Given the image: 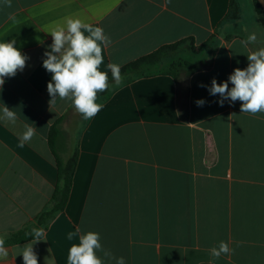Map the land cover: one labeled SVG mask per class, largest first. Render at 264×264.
Returning <instances> with one entry per match:
<instances>
[{
  "label": "crops",
  "instance_id": "crops-1",
  "mask_svg": "<svg viewBox=\"0 0 264 264\" xmlns=\"http://www.w3.org/2000/svg\"><path fill=\"white\" fill-rule=\"evenodd\" d=\"M230 1L12 0L9 8L0 0V42L15 41L27 57L0 86V117L4 105L18 116L14 125L0 118V237L6 241L53 208L62 185L55 148L78 159L65 209L42 228L46 241L33 244L38 264H67L78 243L67 234L76 229L98 233L102 248L126 264H264V113H242L239 100L221 105L208 91L213 79L228 81L247 68L249 53L264 48L260 17L254 32L238 2L241 18L227 20ZM67 18L110 37L100 66L108 74L109 63L123 68L184 40L201 50L191 62L199 69L180 79L167 74L189 47L172 51L155 68L162 72L121 75L119 87L112 80L97 101L104 107L85 121L70 100L50 104L47 91L50 33ZM252 33L256 42L242 44ZM60 119L53 148L50 132ZM25 124L35 135L20 148ZM221 241L234 252L213 260L209 250ZM31 242L5 244L0 264H24L20 254Z\"/></svg>",
  "mask_w": 264,
  "mask_h": 264
},
{
  "label": "clouds",
  "instance_id": "clouds-1",
  "mask_svg": "<svg viewBox=\"0 0 264 264\" xmlns=\"http://www.w3.org/2000/svg\"><path fill=\"white\" fill-rule=\"evenodd\" d=\"M6 7H12V0H3ZM15 20V17H11ZM87 33V35L85 34ZM53 44L50 51L45 52L46 59L43 67L52 74L51 82L47 84V91L51 97L50 104H54L57 98L70 100L77 112L82 114L85 121L91 120L104 107L98 103V93H103L109 88L108 73L100 70L104 62L102 55L103 47L111 45L112 41L104 33L101 27L85 23L79 18H67L65 26H57L51 31ZM257 36L252 33L242 44L247 46L255 43ZM15 41L0 42V86L5 83V77L15 76L17 71H22L27 57L14 47ZM249 64L246 69L236 68L228 78V81L217 83L211 81L208 88L209 94H219V104L223 105L225 100L231 102L241 101L242 113H264V48L251 52L247 55ZM107 69L117 87L122 86L121 66L109 63ZM229 82L233 85L229 90ZM205 87V85H200ZM196 104L201 107L205 104L203 99L197 100ZM3 116L0 117L11 124H15L18 116L7 106H3ZM25 132L19 139L18 147L23 148L26 142L31 141L35 135V128L25 124ZM33 237L31 243L22 248L20 255L24 264H38L37 256L33 251V244L46 241L44 229L33 228L30 234ZM78 239V243H72L67 255V264H104L105 261L115 260L116 264H126L124 257H115L110 251L102 248L100 236L95 232L80 234V230L70 231L67 240ZM97 251L103 253L104 260ZM228 243L221 241L217 247L209 250L213 260L222 255L231 254ZM8 256L5 248V239L0 237V258ZM211 264V261H210Z\"/></svg>",
  "mask_w": 264,
  "mask_h": 264
},
{
  "label": "trees",
  "instance_id": "trees-1",
  "mask_svg": "<svg viewBox=\"0 0 264 264\" xmlns=\"http://www.w3.org/2000/svg\"><path fill=\"white\" fill-rule=\"evenodd\" d=\"M256 9V12L258 13L262 25L264 26V10L258 0H252ZM241 18V12H240V6L238 4L237 0H231L230 1V7H229V12L226 16L227 20H238ZM215 35L212 37V40L210 42H207L204 47L207 49H213L215 45L214 39ZM191 40H184L178 44H173L171 46H166L161 48L160 50L156 51L155 53L142 57L136 61H133L123 68H121V75H132L133 77H138V76H145L148 74H151L157 69L163 61L166 59L168 54L172 51H176L180 46L183 44L191 43ZM191 45V50L195 53H198L193 45ZM203 51V50H202ZM199 69L198 66L194 65L193 63L179 59L174 62H171L167 68V74L173 76L175 79H180L182 76H189L193 72L197 71ZM157 72H162V71H157ZM109 80L108 83H110L113 79L111 77V73L108 74ZM103 93H98V99H100V96L103 95ZM61 120H58L52 127L51 132H50V141L51 145L54 148V139L61 136L62 132L60 130V124ZM54 154L57 160L58 164V171H59V180L62 182V185H58L55 193L53 195V208L49 211L44 212L41 214L37 222L35 224L29 225L26 228L19 230L18 232H15L10 236L5 241V244L13 246V245H19L23 244L29 241L33 240V237H31L32 229L37 228H46L48 222L53 218L56 212L62 211L65 209V206L68 202L69 195L71 192L72 184H73V179L75 175V169L77 165V159H78V153L76 152L72 157L68 159H64L57 151H55L54 148Z\"/></svg>",
  "mask_w": 264,
  "mask_h": 264
},
{
  "label": "rangeland",
  "instance_id": "rangeland-1",
  "mask_svg": "<svg viewBox=\"0 0 264 264\" xmlns=\"http://www.w3.org/2000/svg\"><path fill=\"white\" fill-rule=\"evenodd\" d=\"M241 7H242V15H243V20H244V24L248 25L250 27V29H252V31H260V25L259 23V16L256 12L254 3L252 0H237ZM237 28L234 27V31ZM262 30V29H261ZM233 32V31H232ZM262 37L264 38V30H262ZM237 33H239V29L237 30ZM191 43H187V44H183L182 46H180L178 49H183L185 46L189 47L188 49L184 48V50L182 51V53H180L178 55V57L176 59H183L186 61H190L193 63H196L199 60V55L196 54L195 52H193L191 50ZM197 50V49H196ZM213 50V49H211Z\"/></svg>",
  "mask_w": 264,
  "mask_h": 264
},
{
  "label": "water",
  "instance_id": "water-1",
  "mask_svg": "<svg viewBox=\"0 0 264 264\" xmlns=\"http://www.w3.org/2000/svg\"><path fill=\"white\" fill-rule=\"evenodd\" d=\"M258 2L260 3V5L262 6V8L264 10V0H258Z\"/></svg>",
  "mask_w": 264,
  "mask_h": 264
}]
</instances>
